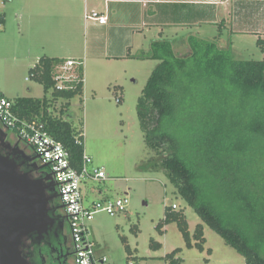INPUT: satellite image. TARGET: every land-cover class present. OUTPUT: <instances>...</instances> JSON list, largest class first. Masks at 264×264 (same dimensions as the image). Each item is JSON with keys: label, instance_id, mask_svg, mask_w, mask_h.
Returning a JSON list of instances; mask_svg holds the SVG:
<instances>
[{"label": "trees", "instance_id": "obj_1", "mask_svg": "<svg viewBox=\"0 0 264 264\" xmlns=\"http://www.w3.org/2000/svg\"><path fill=\"white\" fill-rule=\"evenodd\" d=\"M4 23L0 13V24ZM199 40L191 39L185 56L166 40L153 42L149 51L130 55L160 62L138 102L145 142L155 154L147 166L162 169L176 193L246 264H264V58L237 60L231 44L222 47L216 39ZM257 44L264 52V40ZM64 62L42 57L31 69L32 78L44 88L43 98L9 100L20 120L44 123L46 131L68 151L72 165L80 168L84 142L77 143L78 133L64 117L65 110L61 116L52 110L56 101L65 100L68 108L72 99L83 94L82 83L74 90L55 89L54 70ZM78 71L82 77L83 69ZM0 97L4 96L0 93ZM171 223H177L192 248L184 212L168 206L157 230L163 234ZM193 237L203 251V225L196 227ZM153 247L162 245L153 243ZM179 252L168 254L167 260L179 264Z\"/></svg>", "mask_w": 264, "mask_h": 264}, {"label": "rangeland", "instance_id": "obj_2", "mask_svg": "<svg viewBox=\"0 0 264 264\" xmlns=\"http://www.w3.org/2000/svg\"><path fill=\"white\" fill-rule=\"evenodd\" d=\"M31 1L33 3H28ZM31 1L0 0V13L6 14V22L0 24V93L10 100L18 97L41 99L45 95L44 88L31 78V69L39 59L57 54L61 58L83 56L86 60L89 92L72 99L69 112L65 114L78 134L85 133V153L92 156V167L101 168L107 175L105 182L89 180L86 183V200L127 197L130 202L125 211L114 216L99 212L91 222L98 251L106 252L108 264H173L166 256L178 249L176 259L179 264H246L245 258L204 224L195 210L176 193L162 169L147 166L155 154L145 142L138 102L160 62L139 58L108 60L98 57L92 49L85 51L92 34L87 27L91 21L85 20V13L91 11L90 5L85 9L79 0L68 16L48 8L37 17L36 0ZM19 5L24 6L25 14L33 13L36 19L32 23L29 17L18 16L16 7ZM217 31L216 26L205 25V37L200 40L212 42L211 37ZM224 39H228L227 32ZM259 39L254 35L234 37L230 43H234L235 59L262 60L264 54L257 44ZM150 47L134 46L131 54L149 51ZM174 48L181 56L190 51L189 46ZM179 77L182 78V73ZM26 78L30 79L27 81ZM118 98L121 102H117ZM59 102L54 110L56 116L63 115L60 114L62 109L66 110L65 101ZM191 106L187 105L192 109L201 108ZM172 204H177L179 210L176 211H183L186 216L192 248L187 246L177 223L166 225L163 234L157 230L158 224L165 219L166 208ZM200 224L204 226L206 240L203 251L195 246L193 237ZM153 243H160L162 247L154 248Z\"/></svg>", "mask_w": 264, "mask_h": 264}, {"label": "crops", "instance_id": "obj_3", "mask_svg": "<svg viewBox=\"0 0 264 264\" xmlns=\"http://www.w3.org/2000/svg\"><path fill=\"white\" fill-rule=\"evenodd\" d=\"M77 1L79 0H36L37 3H34L35 13L37 14V17H39L42 13H44L42 12L43 9L47 10L50 8L52 11L53 9L57 10L54 12L60 11L62 15L64 14V16H68ZM80 1L85 9L90 5L91 11L94 10L108 16V22L105 25L91 21L87 26L92 34L90 35V48L89 46L85 47V51L87 50L90 52V49H92L94 52H97L96 54L99 55L98 57L103 59H114L118 61L130 59L132 58L130 55L134 56L131 54V50L134 46H151L153 42L158 40H166L173 47L190 46L192 38L203 39L205 37V25L212 26V28L213 26H216V29L218 30L217 34H213L211 39L218 40V44L220 46L222 45L221 42H223V45L231 44L230 42L232 39L239 35H254L257 36L258 39H264V0ZM28 3L33 2L31 1ZM32 7H34V5H32ZM16 9L20 18L24 17L26 19L29 17V21L31 23L34 19H36L34 15H32L33 13L30 14L29 11L25 14L23 5H19ZM4 16L6 22V14H4ZM25 24L27 23L25 22ZM226 32L228 33V39L225 41L224 35ZM64 41L67 40L64 39ZM231 45L233 46L234 43ZM142 51L143 50H141L139 54ZM262 53L264 54V52ZM44 57L62 59L64 61L70 59L84 60L82 59L83 56L75 55L68 56V58H61L60 56H57V54H51L50 56L45 55ZM84 78V90L82 96H79L80 98L89 92V76L86 70V62L84 66ZM117 87L122 86L117 85ZM50 95L48 96L49 98L51 97ZM4 97L7 98L6 96ZM59 101L60 100L54 103L52 110H55L56 106L60 104ZM66 103L67 102L65 101L64 105H66ZM69 107H65V114L69 112ZM65 114L64 116L69 119V117ZM86 155L92 158L89 154ZM106 180L93 181L101 183ZM88 181L85 182L84 186ZM99 193L103 192L99 190ZM108 200L114 199L105 197L100 200H86L85 195V201L87 204L96 201ZM90 230L91 237L94 240L92 236L93 230L91 224ZM94 242L97 245V255L99 257L108 258L106 252H100V250L98 251L99 244L95 240Z\"/></svg>", "mask_w": 264, "mask_h": 264}, {"label": "built area", "instance_id": "obj_4", "mask_svg": "<svg viewBox=\"0 0 264 264\" xmlns=\"http://www.w3.org/2000/svg\"><path fill=\"white\" fill-rule=\"evenodd\" d=\"M85 20L105 25L108 16L97 11L85 13ZM85 61L70 59L55 67L54 80L56 90H74L78 83L84 87V74L81 77L79 71H84ZM33 75H31V78ZM30 78H26L28 81ZM117 102H121L118 98ZM12 102L0 97V122L4 128L14 132L18 139L27 147L34 150L40 158V163L50 168L55 185L58 189L60 202L64 213L69 218V229L74 245L76 264H107V257L97 255V245L91 237L90 224L94 216L99 212H106L114 216L123 212L130 203L127 197L108 201H96L87 204L83 187L86 181H102L107 175L101 168L92 167L93 159L84 153L80 168H75L70 159V154L62 143L58 142L47 131L44 123L39 121L25 122L20 120L12 112ZM85 133L80 132L76 136L77 143L84 142ZM173 210H179L177 204L170 206ZM133 264V263H130Z\"/></svg>", "mask_w": 264, "mask_h": 264}, {"label": "water", "instance_id": "obj_5", "mask_svg": "<svg viewBox=\"0 0 264 264\" xmlns=\"http://www.w3.org/2000/svg\"><path fill=\"white\" fill-rule=\"evenodd\" d=\"M9 135L0 125V142L13 148L7 142ZM18 148L22 162L0 148V264H28L22 253L25 239L33 234L44 236L57 220L50 214L48 185L22 170L33 159Z\"/></svg>", "mask_w": 264, "mask_h": 264}, {"label": "flooded vegetation", "instance_id": "obj_6", "mask_svg": "<svg viewBox=\"0 0 264 264\" xmlns=\"http://www.w3.org/2000/svg\"><path fill=\"white\" fill-rule=\"evenodd\" d=\"M0 125L4 128L1 122ZM10 133H12V136L7 138V142H10L13 148L7 143L0 142L1 151L14 158H20L19 162H22L23 159L18 146L31 156L33 160L24 164L22 170L28 172L34 179L43 180L48 185L49 195L51 196L50 214L57 219L44 236L33 234L25 239L22 246L25 260L28 264H76L74 245L69 229V218L64 213L50 168L42 165L34 150L19 140L14 132Z\"/></svg>", "mask_w": 264, "mask_h": 264}]
</instances>
